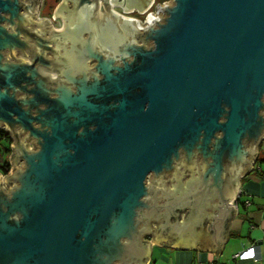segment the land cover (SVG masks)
Segmentation results:
<instances>
[{
  "label": "water",
  "instance_id": "95a60500",
  "mask_svg": "<svg viewBox=\"0 0 264 264\" xmlns=\"http://www.w3.org/2000/svg\"><path fill=\"white\" fill-rule=\"evenodd\" d=\"M0 0V264L212 251L264 138V0ZM133 2L135 3L134 7ZM33 143L35 148L31 149Z\"/></svg>",
  "mask_w": 264,
  "mask_h": 264
},
{
  "label": "crops",
  "instance_id": "0c3cea01",
  "mask_svg": "<svg viewBox=\"0 0 264 264\" xmlns=\"http://www.w3.org/2000/svg\"><path fill=\"white\" fill-rule=\"evenodd\" d=\"M62 1L57 2L50 15L42 16L39 13L38 16L39 19L46 20L48 17H55L53 23L57 30L62 27L63 23V20L55 15L56 8ZM109 9L111 8L109 7ZM122 10L123 7L118 13L127 17H136L135 14L129 16L130 11L123 12ZM36 11L38 12V10ZM256 151L255 160H264V138L258 143ZM251 167L247 173L239 177V188L232 202L233 205H236L237 211L229 224L228 238L218 254L217 261H214L212 251L178 249L167 245L152 244L147 264H264V168L262 164L258 163L255 168L253 165ZM9 172L5 175L0 174L6 176ZM237 198H239L238 203L236 202ZM250 247L255 250L254 257L239 259L236 256Z\"/></svg>",
  "mask_w": 264,
  "mask_h": 264
},
{
  "label": "trees",
  "instance_id": "16d2710c",
  "mask_svg": "<svg viewBox=\"0 0 264 264\" xmlns=\"http://www.w3.org/2000/svg\"><path fill=\"white\" fill-rule=\"evenodd\" d=\"M157 2H160V0H157ZM135 16L138 17L137 15ZM11 142H12V139L9 133L5 130L0 129V173L4 175L7 174L11 168V163L9 162V159H8V156L11 152V147H10ZM257 163L262 164L264 168V160L256 159L253 164L254 166L253 168H255V165ZM238 201H239V198L236 199L237 203Z\"/></svg>",
  "mask_w": 264,
  "mask_h": 264
},
{
  "label": "rangeland",
  "instance_id": "374dc122",
  "mask_svg": "<svg viewBox=\"0 0 264 264\" xmlns=\"http://www.w3.org/2000/svg\"><path fill=\"white\" fill-rule=\"evenodd\" d=\"M42 1V5H41V11L39 12V13H41V15L42 16H48V15H50L52 12H53V10H54V8H55V6H56V4H57V2L58 1H60V0H41ZM169 0H160V4H162L163 2H168ZM151 2H152V0H149L148 1V3H147V5L145 6V8H143L142 10H140V12H141V15H137V14H135V15H137L138 16V18L140 19V20H144L145 18H146V16H147V14L149 13V12H154L155 10H156V7H157V0H156V2L155 3H153V4H151ZM150 4H151V7H150V9H147V7L148 6H150ZM116 7H114V9L117 11V12H120L121 11V8L119 7V5H115ZM118 6V7H117ZM112 7V6H111ZM147 9V11L144 13V14H142L143 13V10H146ZM134 13H131V14H129V16H132Z\"/></svg>",
  "mask_w": 264,
  "mask_h": 264
},
{
  "label": "built area",
  "instance_id": "2783aa9c",
  "mask_svg": "<svg viewBox=\"0 0 264 264\" xmlns=\"http://www.w3.org/2000/svg\"><path fill=\"white\" fill-rule=\"evenodd\" d=\"M41 5H42V3H41ZM158 5H160V3H157V7H158ZM40 8H41V6H40ZM148 9V8H147ZM147 9L145 10V11H147ZM156 12V11H155ZM130 13V12H129ZM150 13H154V12H149L148 14H147V16L150 14ZM136 18H138V17H136ZM139 19V18H138ZM48 20H49V22L52 24V25H54L53 24V22H55V17H53V16H51V17H48ZM0 129H2V130H4L3 129V127H0ZM6 131V130H5ZM12 139V138H11ZM12 143V142H11ZM10 154H11V152H10ZM9 154V155H10ZM8 159H9V156H8ZM10 170H11V168H10ZM9 170V171H10ZM239 259H243V258H251V257H254L255 256V250H254V248L253 247H250L249 249H247V250H244V251H242L241 253H239V254H237L236 255Z\"/></svg>",
  "mask_w": 264,
  "mask_h": 264
},
{
  "label": "flooded vegetation",
  "instance_id": "af4514ba",
  "mask_svg": "<svg viewBox=\"0 0 264 264\" xmlns=\"http://www.w3.org/2000/svg\"><path fill=\"white\" fill-rule=\"evenodd\" d=\"M127 1L128 0H126V1H124L122 4L123 5H127ZM132 1H135L136 3H137V0H132ZM156 2V0H152V2H151V4H153V3H155ZM157 3H160V2H157ZM151 4H150V6H148L147 8L148 9H150V7H151ZM135 6V3L133 2V6H131V7H134ZM114 7H116L115 5H114ZM118 7V6H117ZM121 9H122V7L123 6H119ZM38 10H39V8H38ZM156 10H157V7H156ZM155 10V11H156ZM155 11H154V13H155ZM146 11L145 10H143V13L142 14H144ZM130 13H134V14H137V15H141V12H140V10H138L137 8H133V10H131L130 11ZM54 24V23H53ZM53 30H57V29H54V27H53ZM9 133V132H8ZM9 135H10V133H9ZM10 137H11V135H10ZM12 138V137H11ZM30 147H31V149H34L35 148V146H34V144L33 143H31L30 144Z\"/></svg>",
  "mask_w": 264,
  "mask_h": 264
},
{
  "label": "bare ground",
  "instance_id": "6f19581e",
  "mask_svg": "<svg viewBox=\"0 0 264 264\" xmlns=\"http://www.w3.org/2000/svg\"><path fill=\"white\" fill-rule=\"evenodd\" d=\"M41 3H42L41 0H37V2H36V4H35V13L37 12L36 10H38V8H39V10H40ZM112 6H114V5H112ZM110 8L112 9L111 6H110ZM39 10H38V12L36 13L38 16H39ZM157 12H158V10H157ZM150 14H153V15H154V13H150ZM150 14H149V15H150ZM149 15H148V16H149ZM50 24H51V23H50ZM51 25H52V24H51ZM52 27L56 28L55 25H52ZM56 29H57V28H56Z\"/></svg>",
  "mask_w": 264,
  "mask_h": 264
}]
</instances>
